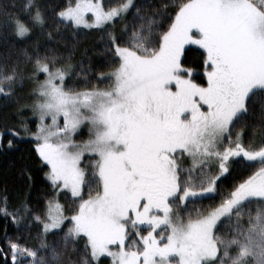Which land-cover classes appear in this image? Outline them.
Instances as JSON below:
<instances>
[{
    "label": "snow or ice",
    "instance_id": "1",
    "mask_svg": "<svg viewBox=\"0 0 264 264\" xmlns=\"http://www.w3.org/2000/svg\"><path fill=\"white\" fill-rule=\"evenodd\" d=\"M62 27L104 32L110 70H96V85L79 82L71 51L41 54ZM17 43L33 54L20 49L23 65L0 56V100L17 105L14 123H0V148L5 136L8 149L30 139L54 197L70 194L77 207L66 215L52 198L42 213L27 202L9 210L0 196V215L39 240L29 247L5 232L0 264H264V0L107 10L102 0H0V46ZM186 46L202 50L206 84ZM26 81L35 87L20 104ZM246 134L259 145L246 147ZM240 167L257 170L221 194Z\"/></svg>",
    "mask_w": 264,
    "mask_h": 264
},
{
    "label": "trees",
    "instance_id": "2",
    "mask_svg": "<svg viewBox=\"0 0 264 264\" xmlns=\"http://www.w3.org/2000/svg\"><path fill=\"white\" fill-rule=\"evenodd\" d=\"M57 4H68L71 0H54ZM122 0H102L105 9L108 7H115L121 3ZM149 3L161 5L168 3L170 6H174L181 0H148ZM4 3H9V0H4ZM137 3H143V0H137ZM171 12V7L169 9ZM174 15V12L171 13ZM131 15L129 16V20ZM128 21L124 19L119 20L115 25L117 34H120ZM167 25H165L166 27ZM129 32L131 31V24H128ZM127 37H125L126 39ZM107 38L102 30H89L80 29L73 31L71 28H61L58 34H54V38L51 41L41 40V54H43L45 48L56 49L60 54L67 55L69 51L72 52V58L70 61H66L73 66V70L79 74V82L84 83V77H88L91 85H96V70L103 69L109 71L110 69L104 67V57L106 53ZM12 44V40H9V46ZM9 46H0V56H10V63L16 62L17 59L23 65L24 53L20 49L27 47L28 55H32L33 51L31 45H24L21 43L16 44L15 50H9ZM202 50L196 47H189L186 49L185 63L196 69L194 75L197 82L205 83L203 80V70L201 66L200 57L197 55ZM41 79V76L39 77ZM104 84H100L99 87H104ZM35 87V84L30 81H26L22 90H18L17 98L20 104L30 103L28 92ZM17 105L8 104L5 106L3 100H0V123L7 122L9 124L14 123V112ZM34 126V124H32ZM30 126V125H29ZM239 131V128L237 129ZM9 137L5 136L3 139V147L0 148V196L7 195L9 210L14 209L19 203L27 202V204L36 212H44L45 204L49 199L56 198L59 203L65 206L66 215H71L72 210L77 205L71 203L69 195L61 193L58 197H54L53 190L50 187L48 181L45 179L46 166H42V163L34 151L33 143L30 139L17 140L15 146L11 149L7 148V141ZM251 144L253 147L259 145L258 134L254 137H249L246 134L244 139L245 146ZM258 167V165H257ZM257 167L245 168L240 167L232 178L226 180L221 188V194H226L230 191L234 183H239L242 179H247L249 175L257 170ZM31 177V179H29ZM87 198V197H85ZM220 197L217 196L214 203H219ZM213 201L205 200L204 205L212 203ZM201 207V202L197 201L194 205L189 204L188 209L192 210L193 215L195 209ZM182 215L185 219L188 216V211H182ZM226 229L222 228L221 232H225ZM5 232L9 237L15 238L17 235L22 236V243L29 247H38L39 240L36 235V230H22L17 232L16 228L11 223L10 219H5L3 215H0V242L4 240ZM3 243H0V247H4ZM43 254V253H42ZM104 264H111L108 258H105Z\"/></svg>",
    "mask_w": 264,
    "mask_h": 264
},
{
    "label": "rangeland",
    "instance_id": "3",
    "mask_svg": "<svg viewBox=\"0 0 264 264\" xmlns=\"http://www.w3.org/2000/svg\"><path fill=\"white\" fill-rule=\"evenodd\" d=\"M107 10V9H106ZM189 47H196V46H186V49H188ZM43 79V76H41V80ZM206 82V81H205ZM32 124H34V126L32 125ZM30 127L31 128H33V129H35V123L34 122H32V123H30ZM76 139L78 140V141H80V140H86V139H88V128H87V126H85V127H83L82 129H81V134L80 135H78L77 137H76ZM191 165V162H189V166ZM69 196H70V194H68ZM71 198V197H70ZM182 212V211H181ZM181 215H182V213H181ZM109 260H110V258H108ZM111 261V260H110Z\"/></svg>",
    "mask_w": 264,
    "mask_h": 264
}]
</instances>
